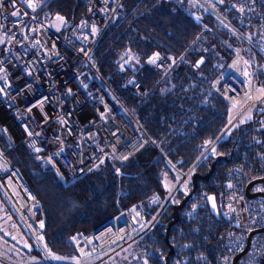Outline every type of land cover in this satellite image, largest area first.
I'll return each instance as SVG.
<instances>
[{
  "label": "trees",
  "instance_id": "1",
  "mask_svg": "<svg viewBox=\"0 0 264 264\" xmlns=\"http://www.w3.org/2000/svg\"><path fill=\"white\" fill-rule=\"evenodd\" d=\"M45 8L60 12L64 20L59 31L65 34L85 12L86 2L48 0ZM219 34L234 39L220 19L193 0L122 1L97 41L91 59L124 103L135 107L136 117L152 141L121 164L106 157L63 184L49 165L35 159V151L25 143L9 147L0 129V147L36 193L43 209L46 240L59 252L60 260L82 255L72 233H90L134 203L145 206L144 223L149 222L172 191L165 177L177 183L188 171L152 225L116 252L111 258L113 264H231L238 241L246 236L245 228L233 225L221 212L222 184L228 170L253 176L264 174V131L253 129L245 118L233 122L218 136L230 120L231 100L212 81L233 56L232 48ZM239 43L248 55L263 62L258 50L244 40ZM154 49L175 59L164 75L146 61ZM127 50L135 54L133 63L122 58ZM132 73L150 87L142 100L123 84ZM247 181L241 182L243 188ZM156 191L159 198L149 202ZM208 192L215 195L219 217L208 210ZM0 194L11 208L1 189ZM255 198L264 202L260 195ZM13 213L25 240L11 243L6 250H0V255L10 260L40 255L34 237ZM250 223L255 226L258 220L252 217ZM260 242L264 250V240ZM129 248L134 252L117 263L120 253ZM244 256L237 259L238 264H243ZM261 262L264 264V255Z\"/></svg>",
  "mask_w": 264,
  "mask_h": 264
},
{
  "label": "built area",
  "instance_id": "2",
  "mask_svg": "<svg viewBox=\"0 0 264 264\" xmlns=\"http://www.w3.org/2000/svg\"><path fill=\"white\" fill-rule=\"evenodd\" d=\"M47 1L0 0V129L9 147L25 143L35 151L36 160L49 165L60 181L68 184L106 157L121 164L152 137L136 117L135 107L124 103L91 59L97 41L123 0H85V12L65 34L52 25V20L61 14L47 10ZM193 1L220 19L234 38L219 34L233 50L230 61L236 63L225 71L227 63L212 84L231 101L243 96V103L218 136L244 112H248L253 129L264 131V0ZM239 40L258 50L263 62L248 55ZM157 54L155 63H150ZM146 61L162 75L175 63L174 58L158 49L151 51ZM123 84L140 100L150 92V87L134 73ZM187 173L183 172L182 181ZM253 177L252 173L228 170L221 191L223 216L245 228V236L250 229L264 225V202L246 197L241 186L243 180ZM0 185L13 199L41 251L35 260H10L0 255L3 264H113L112 256L152 225L172 195L171 191L147 223V210L137 202L108 219L98 231L72 233V240L88 259L64 261L46 240L43 209L36 193L1 147ZM159 196L156 191L149 202L154 203ZM252 217L258 220L255 226L250 223ZM261 240L264 229L249 235L243 264H262ZM244 244L245 238L238 241L235 249L240 250Z\"/></svg>",
  "mask_w": 264,
  "mask_h": 264
},
{
  "label": "crops",
  "instance_id": "3",
  "mask_svg": "<svg viewBox=\"0 0 264 264\" xmlns=\"http://www.w3.org/2000/svg\"><path fill=\"white\" fill-rule=\"evenodd\" d=\"M247 115L243 117V115ZM247 119L248 118V112H244L240 119ZM170 179L168 177H165V183L167 184V181ZM0 189L2 193L5 195V197L8 199V201L11 204L8 206L5 202L4 196L0 194V250H6L11 243L16 244L17 242H23V236H22V229L19 224V222L13 218L14 213L19 217V219L22 221L20 214L18 213L13 199L5 192L3 187L0 185ZM2 220V221H1ZM23 222V221H22ZM2 256V255H1Z\"/></svg>",
  "mask_w": 264,
  "mask_h": 264
},
{
  "label": "rangeland",
  "instance_id": "4",
  "mask_svg": "<svg viewBox=\"0 0 264 264\" xmlns=\"http://www.w3.org/2000/svg\"><path fill=\"white\" fill-rule=\"evenodd\" d=\"M59 18H62V19H59ZM59 18L57 19H53L52 20V25L54 27H56L58 30L62 31V21L64 20V18L62 16H60ZM123 60L124 62H132V60L135 59V54L130 51V50H127L126 52H123ZM235 63H236V60H232L230 61L226 66H225V71H228L230 70L231 68H233L235 66ZM243 96H240L238 97L236 100H233V101H230L229 102V116H230V119L234 116V114L236 113L237 109L239 108V106L242 105L243 103ZM247 116L246 114L243 115V117ZM176 184V181L174 180H169L167 181V185L170 187V189H173L174 188V185ZM252 189H255V188H264V183L262 182H257V183H254L251 187ZM2 221V220H1ZM35 239V238H34ZM24 236H23V241H24ZM36 241V239H35ZM36 244H37V241H36ZM38 245V244H37ZM134 252V249L132 248H129L127 251L123 252V253H120V255L118 256V258L116 259V262L119 263V262H122L120 260L123 259H126V257H128L129 255H131V253ZM41 255V254H40ZM40 255L36 254L35 256H29V257H24L23 260H18V261H24V260H35L36 258L40 257ZM6 258V257H5ZM8 259V258H7ZM66 260H69V261H82V260H86L88 259V256H85L84 254L80 255V254H76V255H73L71 257H68V258H65ZM113 262V260H112Z\"/></svg>",
  "mask_w": 264,
  "mask_h": 264
},
{
  "label": "water",
  "instance_id": "5",
  "mask_svg": "<svg viewBox=\"0 0 264 264\" xmlns=\"http://www.w3.org/2000/svg\"><path fill=\"white\" fill-rule=\"evenodd\" d=\"M264 181V174L262 175H257L251 179H249L245 185H244V194L246 197H255L257 195H260L262 197H264V189H260V188H257V189H254V190H251V186L254 184V183H257V182H263ZM182 182V178H180L177 183L175 184L174 188L172 189V192L171 194L175 191V189L180 185V183ZM205 201L207 203V206H208V210L210 213H212L215 217H219L220 216V213H219V210H218V206H217V203H216V199H215V195L213 192H208L206 193L205 195ZM213 205H215V207H213ZM264 229V225L263 226H259V227H255V228H252L248 231L246 237H245V244L244 246L238 250L233 256H232V259H231V264H238L237 263V259L245 252L246 250V246H247V242H248V238H249V235L254 231V230H258V231H261ZM96 231H98V228L96 229Z\"/></svg>",
  "mask_w": 264,
  "mask_h": 264
},
{
  "label": "snow or ice",
  "instance_id": "6",
  "mask_svg": "<svg viewBox=\"0 0 264 264\" xmlns=\"http://www.w3.org/2000/svg\"><path fill=\"white\" fill-rule=\"evenodd\" d=\"M62 19V18H59ZM158 58V54L152 58V60L150 61V63H155L156 59ZM37 151H39V149H37ZM213 207H215V205H213ZM41 227H43V224H41Z\"/></svg>",
  "mask_w": 264,
  "mask_h": 264
},
{
  "label": "flooded vegetation",
  "instance_id": "7",
  "mask_svg": "<svg viewBox=\"0 0 264 264\" xmlns=\"http://www.w3.org/2000/svg\"><path fill=\"white\" fill-rule=\"evenodd\" d=\"M251 187H252V186H251ZM255 189H256V188H255ZM251 190H254V189L251 188Z\"/></svg>",
  "mask_w": 264,
  "mask_h": 264
}]
</instances>
